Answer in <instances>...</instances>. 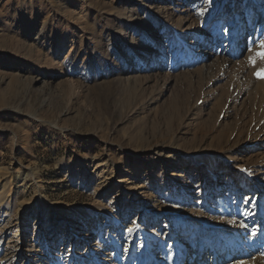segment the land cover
<instances>
[{"label":"rangeland","instance_id":"374dc122","mask_svg":"<svg viewBox=\"0 0 264 264\" xmlns=\"http://www.w3.org/2000/svg\"><path fill=\"white\" fill-rule=\"evenodd\" d=\"M231 1L0 0V226L26 240L16 264L33 245L49 262L79 253L92 228L116 235L127 264L135 218L146 232L132 258L164 239L210 264L230 230L246 253L221 264H264V0ZM206 39L215 47L200 54ZM249 200L262 227L244 235ZM91 212V227L70 224Z\"/></svg>","mask_w":264,"mask_h":264},{"label":"bare ground","instance_id":"6f19581e","mask_svg":"<svg viewBox=\"0 0 264 264\" xmlns=\"http://www.w3.org/2000/svg\"><path fill=\"white\" fill-rule=\"evenodd\" d=\"M188 1H191V0H188ZM210 2H211L210 4H207L205 6V8L208 6L209 9L204 10L202 12L203 16L200 17L202 24L207 22V20H208L207 16L211 13V11L214 10V7H215L213 5L214 2H212V1H210ZM231 2L236 3V2H238V0H234ZM258 5H259V3L257 2V6ZM237 7L239 8L238 5H236V9H237ZM260 9L264 10V5L262 7H260ZM256 11L261 12V10H256ZM230 13L231 12L228 11L229 15H231ZM260 18H261L260 22L264 23V14L260 15ZM248 19H251V18L248 17ZM248 23L250 26L253 25V24L251 25L249 20H248ZM244 25L246 26L247 23ZM260 27L263 28V26H260ZM250 28L251 27L245 28V30L250 29ZM242 30H243V28H241V30H239L238 38H237V36H235L234 39L235 38H237V39L234 40L231 44L243 42L244 38H240V37H242V33H243ZM198 40H199V37H198ZM207 40L208 39L204 40V42L202 43L203 46L200 47L201 48L199 51L200 54H202L205 51H208L211 54V49H213L215 47L216 40L214 41V39H213L212 41H209V42H207ZM212 45L214 47H212ZM206 54H207V52H206ZM226 54H228L227 51H226ZM223 55H224V53H223ZM150 59H151V57L147 58V60H150ZM230 60L231 59H228L225 57L221 61L224 63H228ZM195 163L198 165L202 164L201 161H196ZM100 165L101 164H98L97 168L101 167ZM173 168L176 170H181V168H179L178 165H174ZM146 170H148V169L146 168ZM143 172H144L143 174L146 173V171H143ZM104 173H105V169H102V170H100V173L98 174V176H100L101 178L104 179V178H106V175ZM226 177H229V176L222 177L221 178L222 182L219 181L217 184L223 183L225 186L226 185L228 186V183L225 181ZM26 178L27 177L24 175H22V176L20 175V176L16 177L18 182L19 183L21 182L23 184H25ZM153 183H156V181H154ZM107 184H109V183H107ZM105 188L108 189L107 186ZM219 192H220V190L211 193L210 199H220L221 196H220ZM16 195L19 196L20 193L17 192ZM248 203H249L248 205H250V208H253L255 206V204H251V200H249ZM256 209L257 208H253L251 210V212H249V211L246 212L245 217L239 221L240 225H242V227H243L244 235L246 234L245 232L250 231V230L251 231H253L254 229H256L258 231L261 230V227H262L261 222H260L261 219H260V216H258V214H261V213L257 212ZM94 214L95 215H93V212H91L87 215H80L76 220L71 221L70 224L72 226L83 227V228L88 227L89 228V227H91L92 220L93 219L98 220V218H99V216L97 215L98 213L97 214L94 213ZM100 215H102V214H100ZM103 216L105 218L109 217V215L107 213L103 214ZM153 220L155 221V219H152V221ZM25 223L26 222H23V221L21 222V230L20 231H22V235H23L22 237H24L26 235V233H24L25 228H26ZM7 224L8 223L0 226V264H16L17 260L15 258L20 259L21 257H23V254H20V251H21V248L25 247L24 245L26 244V240L24 238L20 239L19 235L14 236L16 238H13L11 230L7 229L9 227ZM134 224H137L136 218L134 220H132L131 225L127 226L128 230L122 231L120 229V231H122V233L121 232L120 233L123 234V236L129 238L128 245H127V248L125 250L126 259L127 260L129 259V262L127 264H129L131 260H135L136 262L140 261V264H144L146 258L148 257V254H149L148 252H151V254H156V259L152 260L153 262H151L150 264H167L168 260H169V262H168L169 264H182V263H184L183 262V259H184L183 255L184 256L187 255L189 257V260H192L191 262L194 261V264H204L203 262H205V260L206 261L208 260V259H205L207 254L205 255L203 253L202 256L200 255V252L205 250V242L208 241L207 237L203 238V236H199L200 242L198 243V246H197L198 250H199V257L201 256L199 259H193V257L191 256L193 253L191 254V253L184 252L187 250V248H185V247L184 248L182 247V250H180V251L176 249L175 244H171L170 246L167 247L166 246L167 244L165 243L166 241L164 242V239L161 240L162 242L159 246L155 240H151L148 242H146L145 240L140 241L139 245L137 246L139 251H138L137 255L135 256V258H132L130 253H131V250H133L135 247V245L133 246V244H132L134 238L136 237V235H138V236L140 235L139 237H140V239H142L141 237L146 232L145 229L142 228V231L140 234L136 233V232H139V231H137L139 229V227L137 225H134ZM252 225H257V226L253 228ZM99 226H100V224L97 226L98 229L100 228ZM55 228H56V224H54L52 222L50 224L48 230L51 234H53L55 232ZM83 231L84 230H80L78 232H83ZM100 231H101V228L97 232L94 228H92V230L90 231V233L88 235L82 236V239L84 237H90V238H86V239H88L86 241H90V242L88 244H86V247L84 248L83 251H80L79 253L75 254V252L70 248L66 252H63L61 250L58 253L59 256L57 254L54 256L50 255L48 257V259H50L52 256L55 257V260H53L51 262H49L50 260H47V254H45L46 249L43 251L41 249V246L38 245L37 247H35L33 245L31 248H29V250H27V254L25 255L26 259L24 260L23 264H34L33 262L36 260L37 256L39 257L40 255H44V254H45L44 255L45 257L43 256L44 260L42 258H40L39 264H76L77 259H75V256L80 257L81 259L79 260V262L84 263V264H87V263L88 264H103V263H105V264H117L116 259H117V256L119 255V252H120V245H121L120 242L116 238V235L114 236L113 233H109L110 231H108L106 234L108 237H105L104 235H102ZM84 232H86V231H84ZM97 233L99 236H97V238H94L95 235H97ZM188 234L190 235L189 231L187 232V231L183 230L179 236H187ZM261 234L262 233L260 231L259 236H261ZM221 236L223 238L222 240L225 241V245H219V248L215 252H213L212 254L209 255V257H210L209 263L210 264H218L219 260H220V264H221V260H223L222 256H225L226 254H228V258L231 256L233 257V255L239 254V250H241L240 252L242 254L246 253L245 251H243L246 249V248H244L245 243H241V240H239V236L237 234H235V232L228 230V231L222 232ZM137 239H139V238H137ZM43 241H46V240L44 239ZM190 243H188L186 246L190 247L191 246ZM134 244H136V241L134 242ZM209 244L211 245V244H213V242L211 241ZM42 245L44 246V244H42ZM70 246H71V244L69 245V247ZM63 249H66V248H63ZM183 249H184V251H183ZM159 251H160V253H159ZM162 251H163V253H162ZM232 252H233V254H232ZM228 258H226V259H228Z\"/></svg>","mask_w":264,"mask_h":264},{"label":"built area","instance_id":"2783aa9c","mask_svg":"<svg viewBox=\"0 0 264 264\" xmlns=\"http://www.w3.org/2000/svg\"><path fill=\"white\" fill-rule=\"evenodd\" d=\"M188 253V252H187ZM183 262H185V263H183V264H189L190 263V260H189V257L186 255V256H184L183 255Z\"/></svg>","mask_w":264,"mask_h":264},{"label":"snow or ice","instance_id":"6c2138e0","mask_svg":"<svg viewBox=\"0 0 264 264\" xmlns=\"http://www.w3.org/2000/svg\"><path fill=\"white\" fill-rule=\"evenodd\" d=\"M202 14H203V13H201V15H202ZM261 47L264 48V41L261 42ZM260 55H261L262 58H264V53H261Z\"/></svg>","mask_w":264,"mask_h":264}]
</instances>
